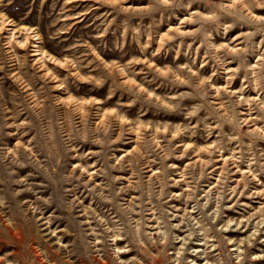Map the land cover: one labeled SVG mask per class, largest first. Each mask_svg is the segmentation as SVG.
I'll return each instance as SVG.
<instances>
[{"label":"rangeland","instance_id":"obj_1","mask_svg":"<svg viewBox=\"0 0 264 264\" xmlns=\"http://www.w3.org/2000/svg\"><path fill=\"white\" fill-rule=\"evenodd\" d=\"M0 264H264V0H0Z\"/></svg>","mask_w":264,"mask_h":264},{"label":"bare ground","instance_id":"obj_2","mask_svg":"<svg viewBox=\"0 0 264 264\" xmlns=\"http://www.w3.org/2000/svg\"><path fill=\"white\" fill-rule=\"evenodd\" d=\"M201 158V157H200Z\"/></svg>","mask_w":264,"mask_h":264}]
</instances>
